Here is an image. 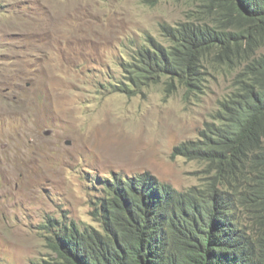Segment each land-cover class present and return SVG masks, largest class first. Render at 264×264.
<instances>
[{
	"label": "rangeland",
	"instance_id": "1",
	"mask_svg": "<svg viewBox=\"0 0 264 264\" xmlns=\"http://www.w3.org/2000/svg\"><path fill=\"white\" fill-rule=\"evenodd\" d=\"M188 15L207 21L204 0H0V264L51 253L49 220L95 224L110 173L148 172L178 190L199 183L204 164L171 151L195 138L232 72L189 98L163 82L112 90L147 35L168 44L159 25Z\"/></svg>",
	"mask_w": 264,
	"mask_h": 264
},
{
	"label": "trees",
	"instance_id": "2",
	"mask_svg": "<svg viewBox=\"0 0 264 264\" xmlns=\"http://www.w3.org/2000/svg\"><path fill=\"white\" fill-rule=\"evenodd\" d=\"M204 8L207 21L160 25L168 44L147 36L112 89L132 96L163 82L189 98L232 72L211 119L171 151L204 164L199 183L178 190L148 172L110 173L95 224L49 220L51 253L34 264H264V0Z\"/></svg>",
	"mask_w": 264,
	"mask_h": 264
},
{
	"label": "clouds",
	"instance_id": "3",
	"mask_svg": "<svg viewBox=\"0 0 264 264\" xmlns=\"http://www.w3.org/2000/svg\"><path fill=\"white\" fill-rule=\"evenodd\" d=\"M183 20H184V19H183ZM183 20H182V21H183ZM160 25H162V24H160ZM160 25H159V28H160ZM160 32H161V31H160ZM161 35H162V34H161ZM147 36L152 37L151 35H147ZM147 36H146V37H147ZM146 37H145V38H146ZM145 38H144V40H145ZM157 41H159V40H157ZM159 42H161V41H159ZM217 107H218V103H217ZM217 107H216V108H217ZM216 108H215V109H216ZM210 119H211V118H209V119L206 120V121H209ZM204 122H205V121H204ZM204 122H203V123H204ZM202 125H203V124H202ZM201 127H202V126H201ZM201 127H200V128H201ZM200 128H199V129H200ZM197 133H198V131H197ZM196 136H197V134H196ZM196 136H195V137H196ZM189 139H190V138H189Z\"/></svg>",
	"mask_w": 264,
	"mask_h": 264
},
{
	"label": "flooded vegetation",
	"instance_id": "4",
	"mask_svg": "<svg viewBox=\"0 0 264 264\" xmlns=\"http://www.w3.org/2000/svg\"><path fill=\"white\" fill-rule=\"evenodd\" d=\"M23 113L22 117L20 118L22 120V122L24 123V108H23V111L21 112Z\"/></svg>",
	"mask_w": 264,
	"mask_h": 264
}]
</instances>
